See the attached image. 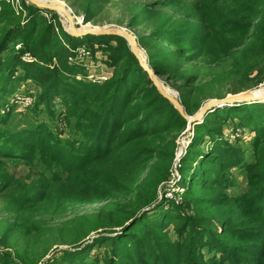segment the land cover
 Masks as SVG:
<instances>
[{
  "label": "trees",
  "instance_id": "obj_1",
  "mask_svg": "<svg viewBox=\"0 0 264 264\" xmlns=\"http://www.w3.org/2000/svg\"><path fill=\"white\" fill-rule=\"evenodd\" d=\"M2 1L0 54L5 50L8 36L23 21L35 17L31 23L35 26L21 47L22 53L33 61L20 60V63L44 91L37 98L38 105L49 106L59 100L65 113L76 118L78 127H85L82 119L88 113L94 120L89 124L93 128L88 129L90 134H82L84 146L72 149L71 142H66L70 148L63 149L42 125L28 123L18 130H10L4 128L7 119H0V164L41 165L56 182L65 178L75 180L76 184L80 179L84 181L79 192L69 191L63 195L50 193L53 189L45 179L34 189L35 192L41 190L43 202L49 195L53 202L67 199L70 205L104 199L115 203L118 199L114 211L127 220L135 219L133 224L127 221L132 225L125 236L109 238L112 257L102 261L96 257L87 264H264V104L214 108L202 122L194 124L192 141L179 160L178 183L183 191L174 195L181 200L176 204L166 201L163 196L159 198L158 188L168 182L176 139L187 123L158 93L127 41L117 36H70L60 26L54 11L41 10L19 0L21 9L16 14L8 1ZM67 2L73 13L82 16L84 21L94 24L106 21L133 30L149 68L157 75L163 70L164 46H168L167 49H171L168 53L174 52L172 54L183 49L186 53L187 45L194 48L190 55L197 60L189 68L191 74L176 87L187 116H194L208 100L255 89L264 83V0H236V9L227 11L228 16L222 21L225 26L217 28L213 23L217 21L218 10L213 6L216 2L211 1L186 14L187 17H171L162 27L156 23L162 14L154 9L155 6L170 9V0H155L146 8L141 7L138 0L132 5L127 0ZM108 10H113L114 15L105 18ZM41 12L51 15L53 22L46 20ZM142 20L147 33H140ZM215 32L232 36L235 44L225 53L207 56L205 46ZM107 41L116 44L115 48L106 49L117 69L87 99L72 95L70 80L85 76L84 65L75 64L73 50L84 46L90 51L97 42L102 45ZM180 56L186 62L192 59V56ZM2 64L0 59V79L5 77L6 71ZM93 101L99 103L96 112L85 110L77 116L81 103ZM49 115L56 118L52 110ZM228 119H236L243 132L255 134L254 139L260 144H250L254 152L252 159L246 160L240 147L223 139ZM54 163L64 176L51 173ZM229 169H239L244 174L247 189L240 199H231L226 194L229 183L224 173ZM7 183L0 187V193L5 191ZM19 195L9 213H15L14 219L28 221L31 216L25 213L24 206L33 205L41 198L33 200L35 194L26 198H23L24 193ZM152 205L153 208L145 210ZM160 208L159 213L153 214ZM201 208L206 209L204 215ZM191 210L193 215L188 214ZM170 225H174L179 234L173 243L162 236ZM122 237L132 238L130 247ZM202 250L208 251L209 257L205 258ZM249 257L254 260H248Z\"/></svg>",
  "mask_w": 264,
  "mask_h": 264
},
{
  "label": "rangeland",
  "instance_id": "obj_2",
  "mask_svg": "<svg viewBox=\"0 0 264 264\" xmlns=\"http://www.w3.org/2000/svg\"><path fill=\"white\" fill-rule=\"evenodd\" d=\"M4 1L6 0L2 2ZM7 1L9 2L10 8L18 14L21 9L19 5L20 1ZM45 1L46 3H49V1H57L62 4L65 9L71 11L75 22L82 17L73 13L67 0H44V2ZM109 1L111 3L115 2V0ZM154 1L155 0H138V3H140L141 7L146 8L148 3H153ZM170 1L172 2L170 9H163L160 6H155L154 11L157 14H162V17L156 21L161 27L164 26V21L166 22V20L171 17L173 19L178 18V16L187 17L186 14L193 12L194 9L209 1H211V3L216 2L213 5L218 10L217 21L213 23V26L216 28L218 26H225L222 21L226 20L225 18L228 16L225 15L227 11L231 12L236 9V0ZM25 2L30 4L28 1ZM127 2H130L132 5L134 0H127ZM54 12L56 13L60 26L66 34L69 35L66 18L60 12ZM39 14L45 16L46 20L53 22L51 15H47L44 12ZM113 15L114 11L108 10L104 17L110 18ZM24 16L25 14H22L23 18ZM34 20L35 17L34 19L23 21L20 27L8 36L5 50L0 54V59L3 62L2 66L6 67V71L4 72L5 77L0 79V119H7L4 128L10 130H18L25 125H29L28 123L31 125H42L47 128L48 132L50 131L52 133L53 137L57 138L60 147L62 146L63 149L70 148V145L66 142H71V148L77 149L80 146H84L83 139H81V137H83L82 134H90L88 133V129L91 131L93 128L91 127L92 125L90 126L89 124H93L94 117L91 116V113H88L84 119H82L85 127H78L75 124L76 118L65 113L64 106L58 104L59 100L55 101L57 105L55 103H51L49 106L45 105V103L38 105L37 98L40 94L44 93V91L42 87L40 88L30 77L31 75L27 68L20 63V60L24 62L33 61L30 56L29 59L25 61V54L22 53L21 47L22 44H25L27 41L31 29L35 26L31 24ZM180 21L188 22L187 19H180ZM141 22L142 25L139 29L140 33L141 31L147 33L148 31L143 30L146 25L143 23V20L140 21V23ZM85 25L83 27L75 25V27L82 29H101L103 27L116 26L130 31L135 38L137 37L133 30L127 29L124 25L118 26L106 21L102 24L87 22ZM33 44L34 42L32 41L31 46ZM234 44L235 40L232 36L222 32H215L211 35L209 43L205 46L206 55L215 56L220 53H225ZM109 46L115 48L116 44L107 41L100 45L97 42L90 51L89 49H85L84 46H79L73 50L75 64L84 65L83 72H85V76H76L75 79L72 78L70 80L72 82V95L87 99L91 96L90 94L93 90H96L103 81L111 77L117 67L112 63L113 59H110L109 53L107 52L106 48H109ZM104 47L105 50L102 49ZM167 48L168 46H164L166 55L164 61L161 63L163 70L161 69L160 75L155 74V78L164 88L170 91L173 97L178 99L179 94L176 87L181 86L185 81V76L191 74L189 68L197 58L195 59L194 55H190L194 48L191 49L188 45L185 47V49H188L186 53H184V49L175 54H172L174 52L168 53L171 49ZM140 50L145 64L148 65L144 57L145 53L141 48ZM111 54L113 53L111 52ZM180 55L188 58L192 56V59H188L186 62ZM190 60L192 61L189 62ZM36 63L38 64V61ZM167 70L168 72L165 74L164 72ZM151 71L154 73V70ZM65 80L68 79L66 78ZM263 84L251 90L259 89L264 86ZM98 107V101L85 103V105L81 103L77 116H80L79 113L85 110L96 112L97 110L95 108ZM49 110L55 112L56 118H51ZM206 115H204L202 119ZM202 119L200 122H202ZM226 122L227 124L224 126L225 130L222 133L223 139L240 147L242 151H244L243 157H245L246 160L252 159L254 152L250 149V144L252 142L255 145L258 143V141L256 142L254 139L255 134L243 132L239 128L236 119H228ZM186 123V129L176 139L177 147L175 149V159L172 164L168 182L163 183L158 188L159 198L163 196L166 201H173L175 204L180 202L181 199L174 194L183 191V186L178 183L179 160L185 155L187 146L190 144L193 137V125L189 124L187 121ZM188 162L191 163L190 160ZM50 171L51 173L54 172L60 176H64L61 168L55 163L52 168H50ZM50 175L49 172H45V169L42 168L41 165L33 167V165L23 163L13 164L3 162L0 164V187L2 188L4 183L8 182L5 191L0 193V264H87L96 257L100 261L112 257L113 253L109 252V238L116 239L120 234L121 236H125L135 219L133 218V221L127 220L122 215L120 216L117 211H114V206L118 199L115 203L113 200L104 199L102 201L70 205L67 199H64L66 200L65 202H53L52 197L49 195L45 198L44 202L41 201L43 193L41 190L35 192L34 189L45 179L48 181L50 188L53 189L50 192L52 194L58 192L65 195L69 191L79 192V187L84 186V181L81 179L78 184H76L77 182L75 180L69 181L66 178L61 182H56ZM224 175L229 183L226 194L231 197V199H240L243 197L247 189L243 172L239 169H229L225 171ZM22 193H24L23 198L32 194H35L33 200L41 198L37 202L34 201L33 205L29 204L24 206L25 213L31 216L28 221L14 219L13 216L15 213H9V211L12 212L14 203L19 199V194ZM153 206L154 205L145 210H149L153 208ZM15 209L16 208H14V210ZM200 210L201 215H204L206 209L201 208ZM160 211L161 208L159 211H156V213L153 212V214H157ZM188 214L193 215V210L189 211ZM127 221L132 224H127ZM216 225H218V223H216ZM230 225L231 223L228 222V226ZM133 226V228L137 227V225ZM162 236L168 243H173L179 238L177 228L174 225L167 227ZM122 240L126 242V246L130 247L132 238L127 239L126 237H122ZM56 252H58V254L54 255ZM202 253L205 258L209 257L208 251L202 250ZM25 260L27 262H25ZM248 260L254 259L249 257Z\"/></svg>",
  "mask_w": 264,
  "mask_h": 264
},
{
  "label": "water",
  "instance_id": "obj_3",
  "mask_svg": "<svg viewBox=\"0 0 264 264\" xmlns=\"http://www.w3.org/2000/svg\"><path fill=\"white\" fill-rule=\"evenodd\" d=\"M24 1H28L35 8H38L41 10L55 11L57 9L58 10L57 12H61V14H63L67 20L68 30H69L68 33L70 36L84 37V36L91 35V36H117V37L124 38L127 41L131 52L134 54V56L137 58L138 62L141 65L140 61H141V58H143V56L141 54V50L139 48V45L137 43L135 36L130 31L124 28H121V27H116V26H108V27H103L101 29H95V30L94 29L84 30L82 28H76L75 25H80L81 27H83L87 23V21H84L81 17L75 22L74 17L71 14V11L69 9H65L64 7L56 8V7H53V5L43 4L37 1L34 2L32 0H24ZM143 69L147 72L151 82L155 86L158 93L161 96H163L165 99H167L169 103L178 111L180 116L191 125H194L200 122L204 115L211 112L212 109L217 108V107H222V106L229 105V104L264 103V93L257 96V95H254L253 93L255 90L244 91V92L233 94V95H227L222 99L208 100L199 108V110L195 113L194 116L189 117L185 114L179 99H176V97H173L170 91H168L158 82V80L155 78V74L151 75L152 71L149 68H143Z\"/></svg>",
  "mask_w": 264,
  "mask_h": 264
},
{
  "label": "bare ground",
  "instance_id": "obj_4",
  "mask_svg": "<svg viewBox=\"0 0 264 264\" xmlns=\"http://www.w3.org/2000/svg\"><path fill=\"white\" fill-rule=\"evenodd\" d=\"M32 1H37V2H41V3H43V4H49V5H53V7H64L62 4H60L59 2H57V1H49V3H46V1L44 2V0L43 1H41V0H32ZM56 12L58 11L57 9L55 10ZM61 13V12H60ZM65 17V16H64ZM85 26H90V25H85ZM92 30H93V28H91ZM84 30H87V28H85ZM95 30V29H94ZM68 32H69V30H68ZM141 65H140V63H139V65L142 67V68H149L148 67V65H146L145 63H144V59L143 58H141ZM153 74H155V73H151V75H153ZM254 95H257V96H259V95H261V94H263L264 93V86L263 87H261V88H259V89H257V90H255L254 92ZM230 105V104H229ZM231 105H234V104H231Z\"/></svg>",
  "mask_w": 264,
  "mask_h": 264
},
{
  "label": "built area",
  "instance_id": "obj_5",
  "mask_svg": "<svg viewBox=\"0 0 264 264\" xmlns=\"http://www.w3.org/2000/svg\"><path fill=\"white\" fill-rule=\"evenodd\" d=\"M24 59H25V61H27L29 59V56L27 54H25V58Z\"/></svg>",
  "mask_w": 264,
  "mask_h": 264
}]
</instances>
